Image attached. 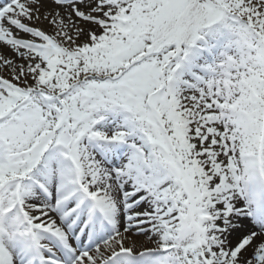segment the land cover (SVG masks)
<instances>
[{
  "label": "snow or ice",
  "instance_id": "snow-or-ice-1",
  "mask_svg": "<svg viewBox=\"0 0 264 264\" xmlns=\"http://www.w3.org/2000/svg\"><path fill=\"white\" fill-rule=\"evenodd\" d=\"M0 264H264V0H0Z\"/></svg>",
  "mask_w": 264,
  "mask_h": 264
}]
</instances>
